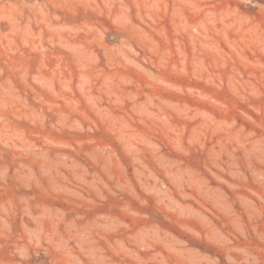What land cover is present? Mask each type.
Segmentation results:
<instances>
[{"label":"rangeland","instance_id":"rangeland-1","mask_svg":"<svg viewBox=\"0 0 264 264\" xmlns=\"http://www.w3.org/2000/svg\"><path fill=\"white\" fill-rule=\"evenodd\" d=\"M0 264H264V0H0Z\"/></svg>","mask_w":264,"mask_h":264}]
</instances>
